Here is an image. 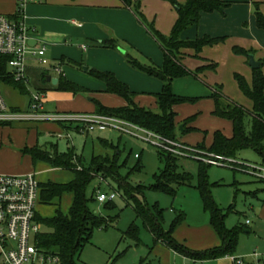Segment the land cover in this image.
<instances>
[{
  "label": "crops",
  "instance_id": "1",
  "mask_svg": "<svg viewBox=\"0 0 264 264\" xmlns=\"http://www.w3.org/2000/svg\"><path fill=\"white\" fill-rule=\"evenodd\" d=\"M177 2L184 4L185 0H177ZM224 2L225 6L220 12L200 13L198 23L181 34L183 40L191 41L202 39L203 37L224 39L223 42L217 45L202 48L198 53L193 49L181 50L182 64L190 72H195L201 67L204 68L211 65L214 67L213 69L207 67L198 73L196 77L189 76L175 80L172 83L174 95L194 99L191 103L175 105L172 108L175 113V140L189 148L203 145L208 150L213 145L214 134L217 132L226 139H231L233 136L231 122L213 115L215 105L211 97L212 89L210 90L211 86L214 85L222 87V92L226 97L224 79L227 72H229V76L233 80L234 75L239 74L244 77L249 85L251 84L252 69L248 66L246 57L236 55L233 52V48L238 47L245 51H250L256 61L264 63V31L257 27L254 17V4L262 3L260 5L261 11L264 0H260V2H256V0H224ZM140 3V11L146 20L152 23L160 34L169 36L177 20V12L174 7L162 0H140ZM134 4L135 2L132 6ZM16 13V0H0L1 15L13 18ZM261 13L264 16V13ZM24 16L28 28L32 30L30 33V41L33 42L31 47L34 50L44 47L45 58L48 61L47 66H41L36 57L29 55L26 70L27 77L28 74H31L42 82L41 92H48L51 89L60 91L57 88L59 78H63L67 82L73 83L88 91L87 93L77 95L71 92L61 91L64 93L63 95L57 94L56 97H52L55 105H57L55 112H63L66 114H95L93 100L106 108H121L127 106L126 102L120 97L106 93L105 85L91 77L88 74L89 70L112 73L120 83L126 85L135 94L134 104L137 107L149 111L158 110L156 95L161 92L162 83L157 79L133 69L127 63L126 55L142 64L152 62L155 66L161 67L164 53L155 39L138 21L132 7L126 6L123 0H34L24 7ZM110 40L116 43L115 48L102 46L103 42ZM84 68H86V71ZM262 72L264 74V65ZM43 74L46 76L45 79H43ZM47 77L56 79V85H53L51 81H47ZM93 80L101 83V85ZM234 84L239 93H241L235 80ZM52 86L54 88H50ZM84 95L85 97L88 96V104L83 101L82 96ZM43 97L44 95H42ZM233 98L240 99L238 94ZM245 99L247 100L244 102L245 109L250 111L252 104L246 97ZM29 111L30 98L23 109V112ZM43 111L42 104L41 112ZM39 124L41 123H37V125ZM41 128V131L37 129V134L46 133V137L48 138L65 137L69 139L70 131L73 130L75 133L81 135L88 134L78 132L75 124L42 125ZM102 142L105 141H100L101 146ZM110 145L113 146L112 144ZM36 146L50 154L54 152L62 154L70 149L68 147L66 151L59 152L57 144L45 143L41 145L38 142L31 147L24 148H33ZM107 150L112 152L110 149ZM27 156L30 158L33 168H38L39 164H42L51 170L65 171L57 168L54 169L43 161L33 163L31 157L29 155ZM104 156H112V154ZM87 166L83 165V167ZM257 168L264 169L261 165ZM30 173L35 174L36 172ZM255 179L262 182V180L256 177ZM106 180L100 178V181ZM98 192L102 193L101 191H97L95 198ZM66 195L70 197V208L72 203L71 194H63L59 200L54 201L59 204V208L61 207L63 197ZM39 206L45 205L38 203L37 207ZM67 211L61 212L66 214ZM263 212L264 208L262 209ZM36 213L38 217L42 218L38 214L37 208ZM247 224H249L248 221H246ZM43 230L44 227L41 224V232ZM211 230L214 232L212 228ZM249 233L250 231L245 230L244 234L249 235ZM161 246L164 248L163 245ZM165 249L169 253H173L166 247ZM261 250L263 252L262 257H264V247ZM182 258L190 261L185 257ZM225 260H229L228 264H233L230 257L218 259L220 262ZM257 263H261V261L257 260Z\"/></svg>",
  "mask_w": 264,
  "mask_h": 264
},
{
  "label": "trees",
  "instance_id": "2",
  "mask_svg": "<svg viewBox=\"0 0 264 264\" xmlns=\"http://www.w3.org/2000/svg\"><path fill=\"white\" fill-rule=\"evenodd\" d=\"M162 1L170 4L177 12V20L169 36L160 34L151 23L146 21L140 11V0H134L133 6L132 0H123L126 6L132 7L138 21L155 39L164 53L161 67L155 66L152 62L142 64L126 55V61L133 69L162 83L161 92L156 95L157 112L137 107L134 104L135 94L126 85L120 83L112 73L89 70L88 74L105 85L106 93L120 97L127 104L126 107L121 108H106L93 100L95 114L119 118L164 138L175 140V113L172 108L175 105L191 103L194 99L174 95L172 83L189 76L196 77L207 67L214 68L211 65L190 72L182 64L181 50L193 49L198 53L206 46H214L224 41L223 38L210 37L193 41L183 40L181 34L198 23L200 13L220 12L225 6V2L224 0H185L184 4H179L177 0ZM260 5L262 3L254 4V17L257 27L264 31V16L260 11ZM102 46L115 48L116 43L110 40L103 42ZM233 52L236 55L246 57L247 61L249 55H253L250 51L238 47H234ZM6 61L7 58L0 56V81H8L13 87L24 92L26 87L24 83L14 82L11 78L5 77L7 74ZM260 63L259 69L252 70L250 85L241 75H234L238 89L252 104L250 111L226 98L218 89L219 86L212 92L211 97L215 105L213 115L231 122L233 127L232 138L226 139L217 132L214 134V143L208 150L203 145L194 147L195 150L207 155L235 159L238 151L250 149L259 156L260 165L264 167V74L262 72L264 63ZM45 78L46 76L43 74V79ZM57 88L60 91L71 92L75 95L88 92L63 78L58 79ZM248 118L249 121H247ZM102 146L112 150L114 154L112 156L93 157L87 167H83L71 149L62 154L57 152L50 154L42 151L38 146L22 150L23 154L31 157L33 163L43 161L54 169H62L71 172L73 175V179L66 184L50 182L40 184L39 182L38 203L54 207V214L49 218H40L36 213V220L44 227V230L36 236V244L39 249L58 256L63 264H78L79 255L82 249L90 244L93 232L95 230H107L115 225L118 214L104 218L88 208L90 199L86 197V190L91 181L95 177H99L104 180L110 179L116 183L120 196L128 204H131L135 218L142 222L151 235L154 245L161 244L179 256L203 262L234 256L239 237L245 233V230L241 225L232 229L225 228V216L212 200L207 182L206 171L212 165L197 160L199 163L197 189L202 199L204 211L209 215V225L216 233L220 245L201 252L192 251L178 243L173 237L177 228L184 221V214H178L168 228L164 229V210L157 203L150 206L144 198L145 191L174 198L178 187L191 186V175L178 169L179 157L159 151V160L164 165V169L153 175V181L149 186L133 185L129 182L131 172L127 171L125 175L120 173L122 167L118 162L116 148L106 142H102ZM63 194L72 195V203L66 214L62 213L59 204L54 202L59 200ZM105 207L111 211L115 210L113 201L107 202ZM124 234L133 243H140L138 227L134 223L129 226Z\"/></svg>",
  "mask_w": 264,
  "mask_h": 264
},
{
  "label": "rangeland",
  "instance_id": "3",
  "mask_svg": "<svg viewBox=\"0 0 264 264\" xmlns=\"http://www.w3.org/2000/svg\"><path fill=\"white\" fill-rule=\"evenodd\" d=\"M256 2H260V0H256ZM261 12L264 13V5ZM27 79L28 82L25 85L24 92L13 87L8 81H0L1 93L7 106L13 111L25 113L23 109L29 98L35 94H41L44 95L42 98L43 112L49 114L60 113L55 112L57 105H55L52 97L64 93L55 89L41 92L42 82L38 78L28 74ZM93 81L101 85V83ZM224 84L226 98L240 106L243 105L245 108L244 102L246 99L236 89L229 72L226 73ZM215 88H218V86H211L210 90L212 89L213 92ZM218 89L223 94L222 87ZM236 94L240 99L233 98ZM82 98L86 104L89 103L87 101L88 96L85 97L84 95ZM21 108L23 109L21 110ZM152 111L157 112L158 110ZM247 121H249V118ZM37 123L41 124L37 125ZM37 123L0 124L1 175H23L35 171L40 182L69 183L72 174L68 171L51 170L42 164H39L38 168H33L30 158L24 155L22 150L24 147H31L37 142L41 145L45 143L57 144L59 152H64L69 147L85 166L89 165L94 156L114 154L113 151L103 148L100 144V141L108 142L116 148L118 162L122 167L120 173L125 175L127 171L131 172L129 182L133 185L149 186L153 181V175L164 169V165L159 160L157 147L123 135L118 131L107 129L103 132L96 131L81 135L73 130L70 131L69 139L65 137L48 138L46 133L37 134V129L41 131L42 125L51 126L56 123ZM259 165V156L250 149H244L237 152L234 163L210 166L206 171L210 195L215 205L222 210L225 216V228L232 229L241 225L244 230L250 231L249 235L244 233L240 235L233 256L234 258H245V264H263L264 262L261 250L264 247V212L262 213L264 208V180L251 173V168ZM177 166L179 171L191 175L190 187H178L174 198L151 191H145L144 198L150 206L157 203L164 210V229L168 228L171 221L178 214H184V221L174 233V238L179 243L192 251L198 252L213 248L219 245L220 241L209 226V215L204 211L202 199L197 189L199 163L195 159L179 158ZM137 167L139 168L136 169ZM131 169L133 170L131 171ZM255 177L262 180V182L257 181ZM97 191L107 194L115 193L116 198L113 200L115 210H108L105 207L106 203H98L95 200ZM86 197L90 199L88 208L92 212L104 218L118 214V218L113 227L93 232L90 244L86 245L79 255V264H192L190 261H197L187 258L190 260L188 261L179 255L169 253L165 247L163 248L159 244L154 245L151 235L142 222L135 218L131 204H128L120 196L116 183L110 179L100 181L99 177L94 178L86 190ZM69 202L70 197L68 195L64 196L60 207L62 212L67 211ZM37 212L42 218H47L53 214L54 207L39 206ZM246 221L249 224L246 225ZM133 223L138 227L139 244L133 243L124 234ZM257 260H260L261 263H257ZM228 261L203 262L200 260L197 262H203L202 264H228Z\"/></svg>",
  "mask_w": 264,
  "mask_h": 264
},
{
  "label": "built area",
  "instance_id": "4",
  "mask_svg": "<svg viewBox=\"0 0 264 264\" xmlns=\"http://www.w3.org/2000/svg\"><path fill=\"white\" fill-rule=\"evenodd\" d=\"M34 0H16L17 13L8 18L0 14V56L7 58V74L14 82L26 85L27 60L36 57L41 66H47L45 48L34 50L29 41L31 29L24 16V7ZM42 95L30 98V111H12L6 104L0 88V124L15 122H51L75 124L80 133L102 132L112 129L140 141L149 143L159 151L179 158L203 161L212 166L234 163V160L207 155L189 148L176 140L164 138L125 120L99 114H49L41 112ZM137 158V156H135ZM251 173L264 180L263 168H251ZM115 193L96 195L98 203L112 202ZM39 200V181L34 173L25 175L0 174V264H63L58 256L47 253L36 244V236L41 232V224L36 220ZM255 256V255H254ZM233 264H244L242 258L230 257ZM192 264L203 262L191 261Z\"/></svg>",
  "mask_w": 264,
  "mask_h": 264
},
{
  "label": "water",
  "instance_id": "5",
  "mask_svg": "<svg viewBox=\"0 0 264 264\" xmlns=\"http://www.w3.org/2000/svg\"><path fill=\"white\" fill-rule=\"evenodd\" d=\"M33 42L29 41V45L32 46ZM261 63L256 61L253 55H249L248 57V66L252 69V70H257L260 68ZM84 70L86 71V68H84ZM47 81H51L53 85H56L57 80L56 79H50L49 77H47Z\"/></svg>",
  "mask_w": 264,
  "mask_h": 264
}]
</instances>
